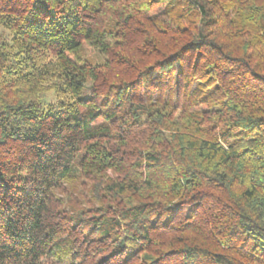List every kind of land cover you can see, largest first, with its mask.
I'll return each mask as SVG.
<instances>
[{"label":"trees","instance_id":"16d2710c","mask_svg":"<svg viewBox=\"0 0 264 264\" xmlns=\"http://www.w3.org/2000/svg\"><path fill=\"white\" fill-rule=\"evenodd\" d=\"M0 28V264H264V0H0Z\"/></svg>","mask_w":264,"mask_h":264},{"label":"rangeland","instance_id":"374dc122","mask_svg":"<svg viewBox=\"0 0 264 264\" xmlns=\"http://www.w3.org/2000/svg\"><path fill=\"white\" fill-rule=\"evenodd\" d=\"M1 37H4V38H9L10 36H9V33H8V31H6V30H3V29H1V28H0V38H1ZM155 77H156V76L154 75V76L152 77V79H153V78H155ZM152 81H154V82H153V84H154V83L156 84V82H157V81H156V78H155V80L153 79ZM142 93H143V92H142ZM152 96H153V98H155V97H156V91H155V92H153V95H152ZM48 100H49V101H51V100H52V97H51V95H50V97H48Z\"/></svg>","mask_w":264,"mask_h":264}]
</instances>
